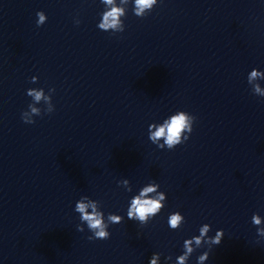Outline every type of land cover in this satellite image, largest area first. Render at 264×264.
<instances>
[{
	"label": "clouds",
	"instance_id": "clouds-1",
	"mask_svg": "<svg viewBox=\"0 0 264 264\" xmlns=\"http://www.w3.org/2000/svg\"><path fill=\"white\" fill-rule=\"evenodd\" d=\"M105 10L101 14V20L98 28L103 31L120 33L125 30L124 20L127 15L128 6L132 4V11L135 16L143 18L149 14L157 5L158 0H101ZM36 26L40 27L47 21V16L43 11L36 13ZM80 23L79 20L76 21ZM38 78L33 76L31 83H36ZM260 81H264V71L253 68L247 76V83L254 95L264 97V87ZM55 89L50 88L46 94L43 88H29L27 95L32 98V103L28 105V110L21 113V119L28 124L35 123L34 116L42 115V109L36 107L41 101L46 106L43 109L45 113H52L54 105L52 103V93ZM195 117L186 111H177L163 120L162 123H152L149 125V140L160 149L167 148L173 150L177 145L186 142L189 134L193 130ZM162 141V142H161ZM118 186H122L126 191L131 192L132 186L128 179L119 180ZM159 183L154 180L143 186L138 194L134 195L127 209V218L138 221L141 225L147 224L151 219L157 216L165 207L167 199L166 193L160 191ZM74 211L79 214L80 224L77 225V231L83 232L84 225L87 226L92 235L88 236L89 240H107L110 238L109 226L119 224L124 221V217L114 213H108L105 218L101 210V202L93 200L87 195L81 196L75 203ZM185 222V217L179 211L169 214L167 223L170 229L177 230ZM251 223L256 226L258 237L264 238V217L259 213H253ZM211 225L203 224L199 228V235H194L183 242L182 254L178 255L174 264H188L192 254L204 245L208 246L209 251H204L197 258V264H205L209 259L210 250L213 245H219L224 237V230L218 229L214 236H209ZM162 253L155 252L152 254L149 264H161ZM165 264L172 261V256H166Z\"/></svg>",
	"mask_w": 264,
	"mask_h": 264
}]
</instances>
